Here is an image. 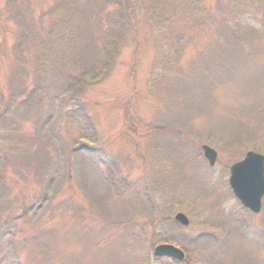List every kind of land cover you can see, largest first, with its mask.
Returning <instances> with one entry per match:
<instances>
[{
  "label": "rangeland",
  "instance_id": "374dc122",
  "mask_svg": "<svg viewBox=\"0 0 264 264\" xmlns=\"http://www.w3.org/2000/svg\"><path fill=\"white\" fill-rule=\"evenodd\" d=\"M131 1L0 0V264H264V0Z\"/></svg>",
  "mask_w": 264,
  "mask_h": 264
},
{
  "label": "water",
  "instance_id": "95a60500",
  "mask_svg": "<svg viewBox=\"0 0 264 264\" xmlns=\"http://www.w3.org/2000/svg\"><path fill=\"white\" fill-rule=\"evenodd\" d=\"M202 148L210 165H215L217 151L207 144H204ZM230 170L229 182L236 197L245 207L254 212H259L264 196V154L250 150L242 160L233 164ZM175 219L183 225L189 224V218L183 212H178ZM153 254L156 257H172L178 261L185 259V251L171 243L156 245Z\"/></svg>",
  "mask_w": 264,
  "mask_h": 264
},
{
  "label": "trees",
  "instance_id": "16d2710c",
  "mask_svg": "<svg viewBox=\"0 0 264 264\" xmlns=\"http://www.w3.org/2000/svg\"><path fill=\"white\" fill-rule=\"evenodd\" d=\"M187 1H189L191 3L193 0H187ZM196 4H197V1L194 0L193 5H196ZM117 5H118L119 8L122 9V11L124 12V14L127 16L128 21L132 22L131 20H129V19H132V16H131V13H130V7L132 6V1L131 0H117ZM122 17H123V15H122ZM127 25L130 26V29H135V27L133 26L132 23H127ZM234 34H236V36H238V33L236 32V28L234 30ZM115 40H118V39H115ZM113 41H114V39L112 41H108L107 43L112 42V43L115 44L117 42V41L116 42H113ZM84 113L86 115V119L88 120V115L86 113V110L84 111ZM90 124H92V123H90ZM3 235L4 234L1 232V227H0V258H4L5 257L6 253H4V251L8 248V245L4 244L6 241H5ZM10 251L11 250H10V247H9V252ZM12 256H13V258H12L13 260L14 259H17V254H14ZM155 259H162V258H155ZM13 260L11 262H9V263L12 264ZM19 264H22V263H19ZM177 264H180V263H177Z\"/></svg>",
  "mask_w": 264,
  "mask_h": 264
},
{
  "label": "flooded vegetation",
  "instance_id": "af4514ba",
  "mask_svg": "<svg viewBox=\"0 0 264 264\" xmlns=\"http://www.w3.org/2000/svg\"><path fill=\"white\" fill-rule=\"evenodd\" d=\"M231 191H232V189H231ZM232 193H233V196L236 198V196H235V194H234V192L232 191ZM237 199V198H236ZM238 200V199H237ZM240 203V202H239ZM241 204V203H240ZM242 205V204H241ZM242 207L246 210V214L247 215H249V216H251V217H255V215H259V214H261V212H264V197L262 198V207H261V210H260V212H258V213H255V212H253L251 209H249L248 207H245V206H243L242 205ZM249 221H251L250 220V218H247L246 217V234H249L248 232H249V230H248V226H249ZM188 262H191L190 260L188 261V260H186L185 262H184V264H187Z\"/></svg>",
  "mask_w": 264,
  "mask_h": 264
}]
</instances>
